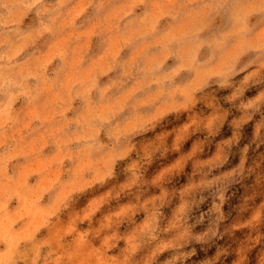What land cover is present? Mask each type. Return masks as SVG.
I'll return each mask as SVG.
<instances>
[{"label": "rangeland", "instance_id": "rangeland-1", "mask_svg": "<svg viewBox=\"0 0 264 264\" xmlns=\"http://www.w3.org/2000/svg\"><path fill=\"white\" fill-rule=\"evenodd\" d=\"M0 264H264V0H0Z\"/></svg>", "mask_w": 264, "mask_h": 264}]
</instances>
